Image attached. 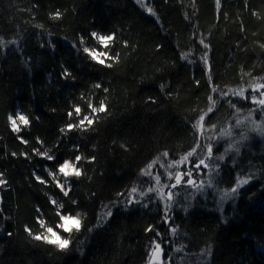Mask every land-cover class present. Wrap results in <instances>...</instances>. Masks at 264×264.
Masks as SVG:
<instances>
[{"label":"trees","instance_id":"16d2710c","mask_svg":"<svg viewBox=\"0 0 264 264\" xmlns=\"http://www.w3.org/2000/svg\"><path fill=\"white\" fill-rule=\"evenodd\" d=\"M93 31L116 33L109 51L119 62L109 60L111 68L78 50L99 47ZM258 84H264V0H220L219 7L216 0H0V179L7 181L0 185V264H150L157 243L164 264H264V113L251 103ZM241 90L247 99L234 94ZM100 101L107 111L92 117L96 123L61 133L91 115L88 103ZM77 104L81 116L69 118ZM17 113L30 118L20 133L28 143L11 129L8 117ZM200 115L204 127L193 129ZM198 143L213 145L211 157ZM192 148L197 152L183 171L204 159L209 170L201 166L193 175L204 187L173 189V161ZM77 154L84 157L77 164L82 175L66 179L58 164ZM249 176L231 193L238 177ZM56 180L70 186L67 197ZM169 191L178 200L165 224ZM60 204L82 217L65 250L25 230L43 233L40 217L69 238L56 228ZM150 225L159 236L145 231Z\"/></svg>","mask_w":264,"mask_h":264},{"label":"snow or ice","instance_id":"6c2138e0","mask_svg":"<svg viewBox=\"0 0 264 264\" xmlns=\"http://www.w3.org/2000/svg\"><path fill=\"white\" fill-rule=\"evenodd\" d=\"M138 2H139V0H138ZM216 4L219 7L220 0H216ZM147 11L154 15L151 8H148ZM59 15H60V13L57 12L56 18H58ZM89 35L93 40L96 41V43L99 47L92 48V47L84 46V47H82V49H78V50H80L84 54H86L87 57L92 62H95L96 64H99V65L106 66L108 68H111L113 66L112 63H108L109 60L119 62V54H116L115 56H111L110 51H109L111 49V47L116 43V33L115 32H112L109 34H101V33L93 31ZM79 43L81 45L85 44V38L80 37ZM124 43H125V45H127V41H125ZM200 43L204 45L205 49H207L209 47L207 44L204 43L203 40H201ZM73 46L75 47V45H73ZM101 48L103 50H101ZM181 59L187 60L188 57L186 54H184L181 56ZM201 60L205 65L208 64L207 52L204 53ZM209 71H210V66H209ZM63 75L65 77H67L70 75V73L68 72L67 69H64ZM95 87L101 88L102 85L100 83H97L95 85ZM163 89H164V85H161V90L163 91ZM259 89H264V84H258L254 87L253 94L251 96V103L258 106V109H256V110L264 113V91L259 92V98H258V96L256 95V92ZM216 90L217 89H213V91H216ZM103 91L107 92L108 89L103 88ZM234 94L240 96L243 99H247V97L244 96V90H241L240 92L234 93ZM210 99H211V97H210ZM149 100H151L152 102H155L151 97H149ZM87 106L91 110V115L83 114V118L79 119L78 123H76V124H73L71 122L67 123L65 128L61 129V133H65L66 131L70 132V131L77 129V128L86 131L88 127H90L94 123H96V120L92 117H94L98 113H103V112L107 111V105L104 103V101H100L99 107L94 106L92 103H88ZM233 107H234V105H233ZM212 111H213L212 108L208 109L209 113H211ZM238 111H239V109H238ZM82 112H83V109L81 108V106L79 104H77L73 107L72 110L67 112V116L69 118H72L73 115L80 117ZM205 115H207V113ZM205 115L199 116L197 123L192 125L193 129H196V128H200L201 130L203 129V127H204L203 122L205 121ZM8 119L10 121L11 129H12L13 133L17 134V138L19 140H21L23 143H28V141L25 140L24 137L22 135H20V133L22 131L26 130L30 126V123H31L30 118L27 115H24L22 113H17L15 117L10 115L8 117ZM237 124H239V121H237ZM261 134H264V129H261ZM197 146L201 147L202 149H206L208 156L211 157L212 152H213V145L211 143H209L207 145H200L198 143ZM76 150L77 151L79 150V145L76 146ZM225 151H227V149ZM196 152H197V148H192V150L190 152H188L185 156H182L179 160H174L173 164L179 165V164L183 163L184 161L188 160L189 157L194 156L196 154ZM37 154L40 155L41 157H45L48 161H52L55 159V156L50 155L48 152H38ZM12 155H16V154L12 153ZM163 155L168 156L169 154L167 152H165ZM82 159H84L82 154L75 155L74 161L70 160V159H64L62 163L58 164L59 174H61L66 179L71 178V177H77V178L80 177L82 175V171H81V168L77 166V164ZM88 159H89V162H91V161L95 160V157H90ZM217 159L223 160L224 156L221 155ZM197 160H198V162H195V163L190 162V163H192V166L186 172H179L178 171L175 173V183L171 185V187L173 189L177 188L178 186H181L182 183L186 184L187 186L196 187L198 191L204 187L203 181H201L199 186L196 185V181L193 178V175H194V170L199 171L202 165L205 167H207V165L205 164L204 159H199L197 157ZM150 167H151V165H149V168ZM218 167L219 166L217 165V170H218ZM45 170L48 171V175L53 177V179L56 178L55 172L49 171L47 168ZM144 174L148 175V176L151 175L150 173H144ZM3 175L4 174L2 172H0V177H2ZM33 175H35V173H33ZM168 176L171 178L172 173L169 172ZM185 177H187L186 180L184 179ZM35 178L41 184L47 183V181H45L44 179H42L38 175H36ZM251 179H252L251 176H249L247 178H239L238 177L237 184L235 187H233L231 189V193H233V194L236 193L239 187H242L243 185L248 184ZM155 180L157 183H159L161 180V176L159 174L156 175ZM6 183H7L6 180L0 179V185H5ZM209 186H211V182H209ZM56 187L59 188L60 191L63 192L64 196H66V197L68 196L69 191H71L70 186L66 190L65 185L60 183L59 180H56ZM153 191H154V189L152 187H149L147 189L148 193H151ZM136 192H137V187H132L131 193H136ZM140 194L142 197H144L146 195V193L143 191ZM118 195H122V193H118ZM225 195H228V193H225ZM172 197H173V192L169 191L168 195H167V201H171ZM160 198L164 199V197L162 195H160ZM149 199H151V198H149ZM133 202L134 201L132 199H129L128 201H126V204L130 206ZM51 203L55 205L57 202L55 200H52ZM136 203H139V201H136ZM71 204L76 205L77 201L73 200V201H71ZM170 207H171L170 203L164 204L165 216L163 218V222L165 224L172 223V221L167 217V212H168ZM37 211H39V209H37ZM56 215L59 217V221L56 225V228L59 230H62L64 233H68L69 238L62 237L60 235L59 231L54 230V228L51 226H47L46 221L41 219L40 217H37V222L40 224V226L42 228H44L43 233L33 234L32 230L30 228H27V226H26L25 230L29 232V235L33 236V239H35L37 241H43V242L50 244V245H54L57 248H59L60 250H65L69 247V245L71 243L70 234L73 233L74 231L79 232L81 230L82 217H81V214L78 212L75 215H73L70 211H65L63 204L59 205L58 210L56 212ZM107 215L109 217L112 215L111 210H109ZM97 226H99V222H98ZM88 231L90 232V231H92V229H88ZM145 231L146 232H155L157 236L160 235V233L158 231H156L155 227L152 225H150L148 228H146ZM172 231L175 232V229H172ZM8 235H11V233H8ZM161 253H162V246L160 243H157L155 245V248L152 251V258H153L154 264L156 261H159L161 259Z\"/></svg>","mask_w":264,"mask_h":264},{"label":"rangeland","instance_id":"374dc122","mask_svg":"<svg viewBox=\"0 0 264 264\" xmlns=\"http://www.w3.org/2000/svg\"><path fill=\"white\" fill-rule=\"evenodd\" d=\"M263 90V89H262ZM247 96H248V94H246ZM247 96H245V97H247ZM262 113V112H261ZM185 164H186V161H184L183 163H181V164H179V165H176V164H172V169H177L174 173H173V175H174V177H175V173L176 172H186L185 170L183 171V167L185 166ZM203 166V165H202ZM203 168L204 169H206V170H209V169H207L205 166H203ZM207 174V176H208V172L206 173ZM172 175V176H173ZM172 180V177L170 178L169 176L167 177V181L168 182H170ZM175 180V179H174ZM167 195H168V192L166 193V198H167ZM177 196V195H176ZM174 194H173V197H172V200L171 201H167L168 203H175V201H177L178 200V197H176ZM163 247H162V253H161V259L159 260V261H156V263H158V264H164V263H166V259H165V257H164V255H163ZM153 263V258H152V255H151V258H150V264H152Z\"/></svg>","mask_w":264,"mask_h":264},{"label":"water","instance_id":"95a60500","mask_svg":"<svg viewBox=\"0 0 264 264\" xmlns=\"http://www.w3.org/2000/svg\"><path fill=\"white\" fill-rule=\"evenodd\" d=\"M152 264H154V262ZM155 264H158V263L155 262Z\"/></svg>","mask_w":264,"mask_h":264}]
</instances>
